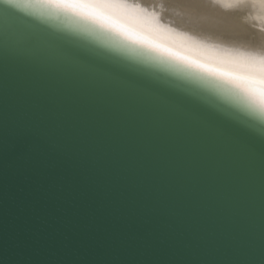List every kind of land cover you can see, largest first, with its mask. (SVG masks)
Returning a JSON list of instances; mask_svg holds the SVG:
<instances>
[{"label":"water","instance_id":"obj_1","mask_svg":"<svg viewBox=\"0 0 264 264\" xmlns=\"http://www.w3.org/2000/svg\"><path fill=\"white\" fill-rule=\"evenodd\" d=\"M0 13V264H264V110L35 0Z\"/></svg>","mask_w":264,"mask_h":264},{"label":"bare ground","instance_id":"obj_2","mask_svg":"<svg viewBox=\"0 0 264 264\" xmlns=\"http://www.w3.org/2000/svg\"><path fill=\"white\" fill-rule=\"evenodd\" d=\"M121 23L195 60L264 77V0H100Z\"/></svg>","mask_w":264,"mask_h":264},{"label":"snow or ice","instance_id":"obj_3","mask_svg":"<svg viewBox=\"0 0 264 264\" xmlns=\"http://www.w3.org/2000/svg\"><path fill=\"white\" fill-rule=\"evenodd\" d=\"M35 2L49 9L53 13L72 15L83 21L94 23L101 28L111 30L135 44L144 45L163 55L180 60L193 68L200 69L213 76H218L238 89L249 102L256 105L259 109L264 110V77L226 71L222 68L186 56L183 53L159 43L151 37L121 23L105 10L113 5L102 3L100 0H35ZM0 3L8 5V0H0ZM0 13L6 18L12 17L17 20H23L9 7L0 9ZM260 138L264 139V132H261Z\"/></svg>","mask_w":264,"mask_h":264}]
</instances>
